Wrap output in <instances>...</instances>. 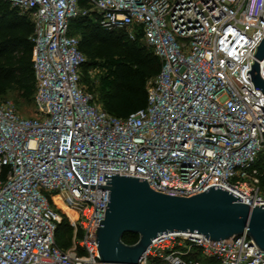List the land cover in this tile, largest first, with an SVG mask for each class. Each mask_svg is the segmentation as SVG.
Masks as SVG:
<instances>
[{
    "label": "built area",
    "instance_id": "2783aa9c",
    "mask_svg": "<svg viewBox=\"0 0 264 264\" xmlns=\"http://www.w3.org/2000/svg\"><path fill=\"white\" fill-rule=\"evenodd\" d=\"M3 1L34 26L36 91L32 118L0 104V264H102L105 174L171 197L221 187L264 205V95L248 80L264 0ZM87 18L140 40L162 63L146 107L127 118L104 111L82 81L86 57L71 24ZM65 220L73 234L62 248ZM139 264H264V252L247 235L213 243L167 233Z\"/></svg>",
    "mask_w": 264,
    "mask_h": 264
},
{
    "label": "water",
    "instance_id": "95a60500",
    "mask_svg": "<svg viewBox=\"0 0 264 264\" xmlns=\"http://www.w3.org/2000/svg\"><path fill=\"white\" fill-rule=\"evenodd\" d=\"M263 59L264 39L247 78L264 95ZM104 181L110 184L104 186L110 191L108 207L96 236L102 264H139L152 241L167 233L198 234L213 243L247 235L264 252V205L241 204V198L221 187L179 198L154 192L143 179L105 174ZM126 234L138 235L139 241L126 245Z\"/></svg>",
    "mask_w": 264,
    "mask_h": 264
},
{
    "label": "trees",
    "instance_id": "16d2710c",
    "mask_svg": "<svg viewBox=\"0 0 264 264\" xmlns=\"http://www.w3.org/2000/svg\"><path fill=\"white\" fill-rule=\"evenodd\" d=\"M80 3L87 6L85 0H80ZM33 32L34 26L27 17L19 16L7 2L0 0V95L13 89L25 100L33 97L34 103L36 85L33 44L30 41ZM71 34L80 39V50L86 57L82 81L94 95V85L83 74L100 70L99 98L95 96L104 111L124 119L144 109L148 83L162 69V63L152 50L140 40H128L124 34L104 32L95 18L74 20ZM65 224H68L66 220L60 227ZM63 241L57 233L58 244L66 248L69 242L65 244ZM122 241L133 246L139 241V236L126 234Z\"/></svg>",
    "mask_w": 264,
    "mask_h": 264
},
{
    "label": "rangeland",
    "instance_id": "374dc122",
    "mask_svg": "<svg viewBox=\"0 0 264 264\" xmlns=\"http://www.w3.org/2000/svg\"><path fill=\"white\" fill-rule=\"evenodd\" d=\"M19 16H23V15L19 14ZM100 75L101 73H100V70L98 69L96 71H90L88 73L83 74V77L88 78L90 83L94 85L95 95H97L98 98H99V95L97 91V86L99 85ZM6 102L13 103L17 112L22 117L32 118L35 116L33 97L30 100H25L24 98H21L18 95V93L15 92L13 89H9L8 91H6L5 94L0 95V104L6 103ZM98 103L103 108L102 104L99 101ZM262 189L264 193V185ZM58 213L61 214V212H58ZM72 234H73L72 230L68 224H65L63 227H60L59 232H58L59 238H61V240H64L63 243L65 244H67L68 240L70 241L72 239ZM78 240H80V238H78Z\"/></svg>",
    "mask_w": 264,
    "mask_h": 264
},
{
    "label": "bare ground",
    "instance_id": "6f19581e",
    "mask_svg": "<svg viewBox=\"0 0 264 264\" xmlns=\"http://www.w3.org/2000/svg\"><path fill=\"white\" fill-rule=\"evenodd\" d=\"M69 216H70L72 219H74V218H75V214H74V213H72V212H69Z\"/></svg>",
    "mask_w": 264,
    "mask_h": 264
}]
</instances>
